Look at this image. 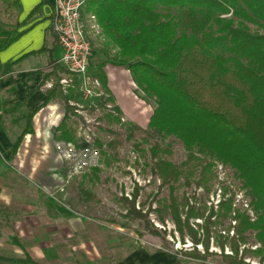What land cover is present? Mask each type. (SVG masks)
Instances as JSON below:
<instances>
[{
  "label": "trees",
  "instance_id": "trees-1",
  "mask_svg": "<svg viewBox=\"0 0 264 264\" xmlns=\"http://www.w3.org/2000/svg\"><path fill=\"white\" fill-rule=\"evenodd\" d=\"M0 1L21 10L19 0ZM46 2L42 0V4ZM85 12L96 18L106 40L100 45L101 52L111 55L114 64L127 67L137 87L154 101L148 129L179 141L188 155L185 164L198 157L207 160L198 186L209 191L208 175L216 165H222L234 171L248 200L245 207H237L235 194L224 188L217 208L212 206L206 215V211L176 197L175 183L183 177V170L158 160L154 173L162 179L161 187L169 186L176 232L183 245L186 238L192 243L191 250L174 252L173 264H183L180 257L202 264L215 257L223 264H252L247 261L249 255L264 264V0H86ZM184 12L200 16L191 30L183 28ZM17 39L13 32L0 42V52ZM55 51L56 46L49 50L50 72L44 74L41 84L52 86L36 111L28 113L20 104L7 108L0 101L3 121L11 116L14 124L23 123L10 160L26 136L34 132L36 113L55 100L62 101L65 108L55 139L76 143L70 122L80 83L74 75L75 82L64 90L63 70L53 58ZM105 68V63L97 65V78L109 93ZM9 72L10 66L1 69L0 75ZM116 110L120 111L118 107ZM156 148H152L153 156ZM82 195L87 202L99 201L88 191ZM138 198L139 190H135L131 199H124L129 207L127 215L146 220L148 213L136 207ZM219 216L230 218L228 234L216 231ZM150 225L146 220L145 228L149 230ZM149 232L161 237L157 229ZM250 239L255 249L248 247ZM160 252L171 249L164 245ZM0 264L41 263L25 253L24 258L0 256Z\"/></svg>",
  "mask_w": 264,
  "mask_h": 264
},
{
  "label": "rangeland",
  "instance_id": "rangeland-1",
  "mask_svg": "<svg viewBox=\"0 0 264 264\" xmlns=\"http://www.w3.org/2000/svg\"><path fill=\"white\" fill-rule=\"evenodd\" d=\"M14 11L16 10L0 1L1 19L13 21L10 13L13 14ZM90 16L84 13V19L87 22ZM199 19V15L184 12L183 28L191 30ZM251 28L256 30L255 26L251 25ZM89 36L94 46L92 60L96 65L90 68V73L96 72L97 64L100 63H105V69L122 71L127 76L125 88L122 87L123 82L119 84L116 81L118 83L112 85L114 90H119L117 92L121 93L122 97L117 92H106L101 85H96L93 79L89 81L86 76L80 77L81 83L77 89L75 101L72 103L75 105V110L70 122L76 143L58 142L55 138L44 142V147L49 151L48 159L54 157L51 155L52 150L58 156V164L55 160L49 162L51 164L49 167L59 166L57 172H54V177L59 174L62 182L53 184V188L42 189V193H39L38 188L25 189V195L37 199V202L32 205V207L37 206L33 209L35 212L47 213L43 200L50 198L62 215H70L73 219L76 218L80 223L82 222L80 226H75L73 229L75 233L80 232L76 234L80 240L72 238V242L76 244L89 241L97 244L103 259L101 264L136 250H144L145 253L155 256L164 245H168L171 252H161L162 262L171 264L176 261L174 252L181 249L191 250L192 243L186 238V245H183L176 232L169 208V186L161 187L162 179L154 173V166L158 160L171 162L183 170V177L175 183L176 197L179 202L188 201L201 212L206 211V215L212 206L217 208L221 190L224 188H227L231 194H235L237 207H245L248 200L240 189V183L235 178L234 171L222 165H216L212 173L208 175L206 183L209 191L197 185L196 182L207 160L198 157L185 164L188 155L179 141L164 138L148 129V123L155 108L154 101L146 97L137 87L127 67L114 64L111 55L107 56L101 52L103 48L100 45L106 43L101 31L98 28L91 29ZM56 58H61L59 49L56 51ZM60 67L63 70L61 84L66 90L75 82L74 75L61 65ZM48 71L50 72V70L46 72ZM49 85L52 86L51 83ZM60 103L64 106V103ZM116 107L120 111H117ZM155 146H157L156 156H153L152 148ZM15 170L17 174L24 177V181L28 179L26 169L20 170L15 167ZM30 182L36 186L40 181ZM135 190H139L137 209L142 210L144 214L148 213L146 220L151 223L149 230L157 229L161 237L154 236L145 228L146 220L127 215L129 207L124 199L126 197L131 199ZM82 191L96 195L99 201L87 202ZM218 220L216 231L222 233L226 231L228 234L232 225L230 218L219 216ZM192 222H200V220H192ZM248 247L256 248L252 239L249 240ZM199 249L203 251L201 246ZM211 250L219 252V249L215 247ZM76 255L75 259L81 260V264L97 263L88 262V258L81 253ZM179 260L183 264H202L181 257ZM247 261L260 264L258 258L250 255ZM206 264L223 263L220 258L215 257Z\"/></svg>",
  "mask_w": 264,
  "mask_h": 264
},
{
  "label": "crops",
  "instance_id": "crops-1",
  "mask_svg": "<svg viewBox=\"0 0 264 264\" xmlns=\"http://www.w3.org/2000/svg\"><path fill=\"white\" fill-rule=\"evenodd\" d=\"M19 2L21 10L10 13L13 21L0 18V42L6 41L13 32L18 34V39L0 52V70L8 66L11 68L8 74L0 75V101L7 108L20 104L23 110L32 113L45 102L46 91L50 88L49 83L41 86L47 71L49 50L56 46V51L59 49L61 56L62 51L57 45L52 28L55 0H47L44 4L42 0ZM56 51L53 58L60 64L61 58H56ZM92 66H96L93 60L90 68ZM105 71L110 91L117 92L118 89L115 91L112 85L118 82H123L122 87L125 88L127 76L122 71ZM96 72L91 74L89 69L86 77L89 81L93 79L94 83L100 86ZM78 81L81 83L80 78ZM119 96L122 97L121 93ZM60 102L62 101H52L36 113L33 120L34 132L26 136L12 160V147L23 129V123L14 124L11 116L3 121L0 110V256L24 258L25 253H28L41 264H81V260L75 259L76 253H81L88 258V262L101 264L103 259L97 244L89 241L76 244L72 242V238L80 240L76 235L80 232L75 233L73 229L82 222L70 215H62L50 198L43 200L47 213L35 212L33 209L37 206L32 205L37 199L25 195V189L38 188L39 193H42V189L53 188V184L62 182L59 174L54 177V172H57L59 166L49 167V162L56 160L58 164L57 154L52 150L51 155L54 157L48 159L49 151L44 147L45 141L54 140L55 130L64 118L65 108ZM15 167L26 169V181L23 176L17 174ZM30 181L40 182L34 186ZM161 256L160 251L158 255L151 256L144 250H136L130 254L125 253L122 257H115V260L103 262L166 264L162 262ZM173 263L175 261L171 264Z\"/></svg>",
  "mask_w": 264,
  "mask_h": 264
},
{
  "label": "built area",
  "instance_id": "built-area-1",
  "mask_svg": "<svg viewBox=\"0 0 264 264\" xmlns=\"http://www.w3.org/2000/svg\"><path fill=\"white\" fill-rule=\"evenodd\" d=\"M86 0H55L53 33L62 51L60 64L77 78L88 74L94 54L89 36L91 29L98 28L96 18L84 19ZM96 85H99L96 83Z\"/></svg>",
  "mask_w": 264,
  "mask_h": 264
}]
</instances>
